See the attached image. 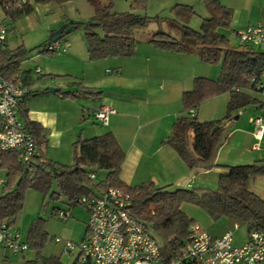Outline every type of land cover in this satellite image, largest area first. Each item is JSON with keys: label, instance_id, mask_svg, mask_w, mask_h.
Here are the masks:
<instances>
[{"label": "trees", "instance_id": "obj_1", "mask_svg": "<svg viewBox=\"0 0 264 264\" xmlns=\"http://www.w3.org/2000/svg\"><path fill=\"white\" fill-rule=\"evenodd\" d=\"M79 0H33L35 4L61 6L67 2ZM93 9V16L86 24L69 23L84 29V41L89 61L107 58H130L135 54V31L147 27L151 21L159 25L165 20L175 25L172 19L148 18L132 11L117 13L113 11V0H83ZM209 17L204 19L198 31L182 27L185 43L178 42L170 34L158 29L148 42L157 50L189 54L196 53L199 59L209 65H220V76L216 81L196 78L191 91L182 95V110L173 124L170 137L165 141L189 170L197 174L213 169L219 148L226 142L233 124L234 116L248 106L258 102L234 88L246 89L251 80H259L264 74V53L252 47L233 44L223 30L230 23V12L220 5L218 0H204ZM4 20L14 21L34 11L30 0H0ZM131 7L144 9L145 0H133ZM175 14L180 11L186 19L193 14L190 7L176 5ZM6 28V27H5ZM62 40V39H60ZM46 41L40 47H44ZM44 52V51H43ZM26 51L19 47L13 51L0 48V74L7 81L20 70V62ZM27 86V84H25ZM58 93L63 97H75L74 93ZM87 96L95 95L83 91ZM223 93H229L226 115L220 121L199 123L191 111L196 112L206 100ZM19 103L20 118L31 133L36 149L43 128L28 121L24 100ZM262 107V106H261ZM217 127V128H216ZM74 160L71 165H60L35 157L30 167L18 161L17 151L0 150V170L5 172V181L0 193V221L15 223L23 207L24 194L34 189L43 194L54 185L56 190L52 198L63 197L68 205L87 195L92 189L114 188L129 196V215L146 223L152 237L160 248L162 264H169L179 256L186 242L188 230L193 221L180 210L181 205L190 204L200 208L213 222L228 220L243 225L249 233L257 230L264 233V198L250 190L256 180L264 179V160L250 165L229 168V173L220 177L215 190L176 189L156 187L152 183H143L129 187L119 180L123 151L111 133L88 140H77L73 144ZM104 173L97 181L98 174ZM95 174L96 180L89 179ZM44 232L39 224L30 226L27 234L28 249L39 250L43 245ZM49 264H61L51 261Z\"/></svg>", "mask_w": 264, "mask_h": 264}, {"label": "crops", "instance_id": "obj_2", "mask_svg": "<svg viewBox=\"0 0 264 264\" xmlns=\"http://www.w3.org/2000/svg\"><path fill=\"white\" fill-rule=\"evenodd\" d=\"M30 1L34 11L14 21L4 20L0 7V27L2 23L5 24L12 35L26 28L32 29L31 17L37 12L43 13L47 18L51 16L46 25L49 37L57 31L56 27L77 23L74 18L75 1L61 5L60 12L54 10L52 5ZM132 1L113 0V11H132L141 15L150 7L156 6V10H167L179 18L184 17V14L180 11L175 14L173 7L183 5L191 8L192 15L197 13L195 8L198 7L208 13L204 0H145L144 9H133ZM218 2L231 15L228 28L222 31L233 41L231 43L238 44L234 36L237 30L254 24L264 25V0ZM67 13H70V16ZM154 23L158 24L154 20L146 28L135 31L140 38L135 37V54L130 58L89 61L86 45L72 47L69 52L67 50L65 56L42 59L45 62V70L39 78L34 73L36 67L31 71L22 66V58L19 73L13 80L20 78L32 94L24 100L23 106L27 120L38 123L43 128L37 153L51 163L71 165L74 160L73 144L77 140H88L111 133L124 154L119 180L126 186L152 183L156 187H166L170 190H215L220 177L227 175L229 168L264 160V138L260 150L251 148L254 143V126L250 122L253 117H264V93L254 87L241 91L258 104L248 106L235 115L237 120L233 118L228 138L216 154V166L208 171L193 173L165 141L170 137L173 124L181 113L183 93L192 90L196 78L216 81L220 76L221 67L203 63L196 53L176 54L155 49L148 42L150 37L143 33ZM46 41H49V38ZM252 49L264 53V48ZM7 50L10 51L8 48ZM69 67L74 70H68ZM259 81L264 83V74ZM49 88H55L57 92L49 93ZM85 90L95 95L87 96L83 93ZM58 91L74 93L75 97L63 98ZM229 98V93H223L206 100L194 113V117L199 123L222 120L226 115ZM101 105L115 110L106 126L97 123L93 116L94 111ZM18 118L22 121L19 111ZM0 179L5 181V177ZM2 187L3 185H0L1 191ZM180 210L213 237H219L229 231L230 224L238 225L228 220L213 222L197 207L189 204L181 205ZM219 223L222 225H218ZM209 228L214 231L209 232ZM247 238L248 232L245 231L242 238H237L236 241L233 239V245L241 246ZM26 240L27 238L23 239ZM2 249L5 250L0 246V264L5 258Z\"/></svg>", "mask_w": 264, "mask_h": 264}, {"label": "built area", "instance_id": "obj_3", "mask_svg": "<svg viewBox=\"0 0 264 264\" xmlns=\"http://www.w3.org/2000/svg\"><path fill=\"white\" fill-rule=\"evenodd\" d=\"M26 0H22L25 3ZM11 32L0 27V48L5 50V40ZM234 36L241 45L264 48V25L254 24L237 30ZM69 44L58 40L49 42L43 51L64 54ZM37 78L42 74L39 67L34 69ZM256 88L264 93V83L251 80L248 88ZM243 89L234 88L235 92ZM29 93V88L20 78L5 80L0 74V150L17 151L18 161L30 167L38 157L34 139L23 121L18 118V106ZM191 111V116H194ZM115 110L101 105L94 111L97 123L106 126ZM254 126L252 150L261 149L264 138V117L250 119ZM89 179L96 180L91 173ZM4 181L0 179V185ZM88 213L86 235L80 243L82 258L77 264H162L160 248L152 237L149 226L129 215L130 199L121 190L114 188L92 189L87 195L76 200ZM55 215L60 220L69 217L68 211L57 210ZM60 242L59 239L55 240ZM0 246L13 254H23L28 244L22 240L20 231L9 220L0 221ZM74 245L65 243L64 252L71 253ZM169 264H264V233L252 230L247 241L241 246L233 245V232L226 231L219 237H213L197 224L190 226L186 242L179 256Z\"/></svg>", "mask_w": 264, "mask_h": 264}, {"label": "rangeland", "instance_id": "obj_4", "mask_svg": "<svg viewBox=\"0 0 264 264\" xmlns=\"http://www.w3.org/2000/svg\"><path fill=\"white\" fill-rule=\"evenodd\" d=\"M74 7L76 11L74 18H76L77 23L86 24L93 16L92 7L83 0L75 1ZM52 8L58 12L61 11L60 6H52ZM156 8V6L150 7L148 10L142 12L141 15L147 17L156 16L162 19H172L176 21V24H169V22L165 20L161 22L160 26L154 23L150 26L149 30L147 29L146 31H143L144 35L147 37H150L157 29H160L162 32L170 34L178 42L185 43L182 36V27H188L193 31H198L202 21L209 17V14L203 11L201 7L195 8L197 13L187 17L186 19L174 17L168 13L167 10H156ZM67 15L70 16V13H67ZM50 17L51 16L47 18V16L41 12L34 13L31 17L33 22L32 29L26 28L24 31L17 32L14 35H7L4 43L6 48L13 51L22 47L27 52L22 65L24 68H28L33 71V69L38 66L42 72H44L45 62L42 59H45V57L53 59L56 56L60 57L67 55L65 53H46L43 52V47H40L45 43V40L49 38L50 34L46 31V25L51 19ZM4 25L5 24L2 23L1 26L5 27ZM59 27L60 26L56 27V29ZM135 37L139 39L140 35L135 34ZM62 39V41H66L70 45L68 52L72 47H84L85 41L83 27L80 26L74 31L65 34ZM231 42L233 41L231 40ZM68 70L74 69L73 67H69ZM103 176L104 173L100 172L98 174L97 181L102 179ZM3 177H5V172L0 170V178ZM55 190L56 188L54 185L45 194L34 189H28L24 194L23 207L18 213L15 221V226L22 233L23 239L27 238L28 230L31 225L39 224L45 234L42 247L39 250L35 247H31L23 254H13L6 249H2L5 258L1 264H49L54 260L61 264H77V262L80 261L82 255H80L79 246L86 235L88 213L80 205H68L63 197L52 198L51 193ZM250 190L259 197L264 198V179L256 180L253 184H251ZM198 209L201 213H204L200 208ZM57 210L68 211L69 217L66 220H60L55 215ZM220 224L221 223L218 225ZM230 226V230L233 232V239L235 241L237 238L240 239L244 236L246 231L245 226H232V224H230ZM209 229V232L214 231L212 228ZM56 239H59L60 242H56ZM67 242L74 245V250L71 253L64 252V246Z\"/></svg>", "mask_w": 264, "mask_h": 264}, {"label": "water", "instance_id": "obj_5", "mask_svg": "<svg viewBox=\"0 0 264 264\" xmlns=\"http://www.w3.org/2000/svg\"><path fill=\"white\" fill-rule=\"evenodd\" d=\"M76 29L75 26H68V24H63L61 25L55 33H53L49 37L50 42H56L58 41L64 34H68ZM49 93H55L57 92V89L55 88H49L48 89ZM234 120H237V116L234 117ZM217 128V127H216Z\"/></svg>", "mask_w": 264, "mask_h": 264}]
</instances>
